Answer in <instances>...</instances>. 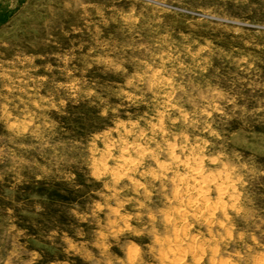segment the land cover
Returning <instances> with one entry per match:
<instances>
[{
  "label": "rangeland",
  "instance_id": "rangeland-1",
  "mask_svg": "<svg viewBox=\"0 0 264 264\" xmlns=\"http://www.w3.org/2000/svg\"><path fill=\"white\" fill-rule=\"evenodd\" d=\"M0 264H264V0H0Z\"/></svg>",
  "mask_w": 264,
  "mask_h": 264
},
{
  "label": "bare ground",
  "instance_id": "bare-ground-1",
  "mask_svg": "<svg viewBox=\"0 0 264 264\" xmlns=\"http://www.w3.org/2000/svg\"><path fill=\"white\" fill-rule=\"evenodd\" d=\"M133 146V145H132ZM145 150V149H144ZM127 151V150H126ZM139 151V150H138ZM189 163V162H188ZM135 168V167H134ZM197 168V167H196ZM194 169V168H193ZM132 170V169H131ZM197 170V169H196ZM130 171V170H129ZM116 174V173H115ZM208 176V175H207ZM211 179V178H210ZM193 180V179H192ZM211 182V181H210ZM196 183V182H195ZM203 183V182H202ZM209 185V184H208ZM218 185V184H217ZM209 187V186H208ZM229 188V187H228ZM188 189V188H187ZM195 189V188H194ZM224 191V190H223ZM204 195V194H203ZM223 195V194H222ZM184 203V202H183ZM209 209V208H208ZM209 212V211H208ZM211 213V212H210Z\"/></svg>",
  "mask_w": 264,
  "mask_h": 264
}]
</instances>
